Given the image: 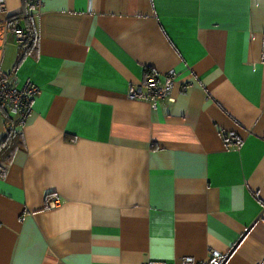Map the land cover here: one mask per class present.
Segmentation results:
<instances>
[{"label":"crops","instance_id":"crops-1","mask_svg":"<svg viewBox=\"0 0 264 264\" xmlns=\"http://www.w3.org/2000/svg\"><path fill=\"white\" fill-rule=\"evenodd\" d=\"M34 6L0 2V73L38 88L23 121L0 105V264H258L264 0ZM170 70L154 106L129 98Z\"/></svg>","mask_w":264,"mask_h":264},{"label":"built area","instance_id":"built-area-1","mask_svg":"<svg viewBox=\"0 0 264 264\" xmlns=\"http://www.w3.org/2000/svg\"><path fill=\"white\" fill-rule=\"evenodd\" d=\"M44 0H35V8L40 11L43 6ZM1 3L4 0H0ZM12 33L15 38L16 44H22L27 40L29 35L28 29L26 27L15 26L12 29ZM264 43V42H263ZM166 81L159 85L157 82V76L149 72L142 83L136 84L135 86L129 89L128 95L130 99H147L151 105H155V100L160 96H167L169 90L173 83L175 82L174 72L172 70L168 71L166 74ZM38 88L35 85H32L31 82H25L21 87H14L10 85L5 78L0 74V101L5 102L11 111L23 121L29 111L31 110L30 101L33 96L36 94ZM229 140L232 142H237L238 138L235 134H229ZM58 203V199L52 200L49 204L54 206ZM264 215V208H263ZM212 262L210 264H221L223 262V257L217 255L216 253L212 254ZM185 261H191V258H186ZM140 264H149L145 261ZM258 264H264V256L258 262Z\"/></svg>","mask_w":264,"mask_h":264},{"label":"trees","instance_id":"trees-1","mask_svg":"<svg viewBox=\"0 0 264 264\" xmlns=\"http://www.w3.org/2000/svg\"><path fill=\"white\" fill-rule=\"evenodd\" d=\"M28 3H30V6L32 5L33 6V3L35 2V0H26ZM21 17H24L23 15H21V13H18V14H14V15H11L8 19H7V23H8V26L11 28V31L12 29L17 25V26H20L22 27V25L19 23V18ZM27 18V17H26ZM28 30H29V37H28V40H33V37H34V33L32 32V25L30 22H28L27 26H25ZM28 40L26 41V44L29 43V45H27L25 48L22 49L21 51V55L18 57L17 59V62L23 57L26 55L28 49L30 48V42H28ZM2 75V73H0ZM3 78L4 75H2ZM32 84V83H31ZM34 85V84H32ZM34 97V96H33ZM4 103L5 102H2L0 101V105L1 106H4ZM12 125V123L9 125V127L7 128L8 130V133L11 135V134H14L15 133V129H13L12 127H10ZM7 137V136H6ZM6 137L3 139V142L1 144V146L6 143L8 141V139H6Z\"/></svg>","mask_w":264,"mask_h":264},{"label":"rangeland","instance_id":"rangeland-1","mask_svg":"<svg viewBox=\"0 0 264 264\" xmlns=\"http://www.w3.org/2000/svg\"><path fill=\"white\" fill-rule=\"evenodd\" d=\"M4 3V2H3ZM28 33H29V30H28ZM28 37H29V35H28ZM28 37H27V40H28ZM26 40V41H27ZM26 41L24 42V43H22V44H17V45H23V44H25L26 43Z\"/></svg>","mask_w":264,"mask_h":264}]
</instances>
